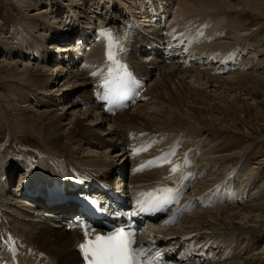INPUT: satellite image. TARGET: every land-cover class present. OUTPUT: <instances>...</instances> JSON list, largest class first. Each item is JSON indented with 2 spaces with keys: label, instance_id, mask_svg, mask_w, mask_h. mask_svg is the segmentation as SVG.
<instances>
[{
  "label": "bare ground",
  "instance_id": "6f19581e",
  "mask_svg": "<svg viewBox=\"0 0 264 264\" xmlns=\"http://www.w3.org/2000/svg\"><path fill=\"white\" fill-rule=\"evenodd\" d=\"M147 1L146 3L141 0V4L135 8L140 10V15L148 13L146 4L154 6L156 0ZM164 1L170 3V0ZM48 2L50 11L43 8L36 12L30 0L21 3L20 10L23 7L24 10L31 11L28 13L27 25L16 21L14 24L15 27H20L23 36L19 38L20 33L14 29L12 35L4 36L6 40L0 39V52H6L5 55L11 56L13 60L3 61L4 57L0 59V89L9 91V94L0 93V106L6 118L4 120L9 130L13 128L21 135L31 131L35 135L34 141L26 136L10 140L15 146L27 144L26 148L32 150L31 156L26 158L27 164L10 159L5 162L6 165L0 166V233L11 228L10 231L14 234L26 239L27 245L33 247L32 251L35 253L28 257L27 252L26 255L15 258L7 253V257H4L5 262L10 257L8 264H79L80 257L76 245L81 239L80 231L52 228L49 220L34 214L31 201L24 200L34 190L44 191L71 184L73 173L81 168L111 178V173L123 172L125 167H129L131 162L129 155H132L135 173L131 171L130 192L136 201L142 200L139 196L152 195L153 190L167 187L172 181H178L176 184L184 183L185 181L179 182L182 181V171L191 174V178L198 175L195 170L200 169L201 173L204 171L206 173L202 181L200 180L201 182L192 188V193L186 197L194 205L191 213L185 214L177 224L174 223L179 218L175 217L173 223L166 222L172 221L168 219L150 226L159 245H165L171 253H178L183 264H251L249 257L235 261L237 254L234 258L231 255L234 261L227 260L230 255H226L225 262L223 259L218 263L215 262L216 259L210 262L209 259L205 261L196 258L192 263H185L181 244L186 238L191 241L190 246L201 238L210 243L205 242L208 243L206 246H213L219 240L230 245L232 238L264 241V200L261 198V201H255V196L263 192L261 188L254 190L250 195L251 203L244 202L242 205L240 200L236 206L225 203L211 207L216 205V200L229 201L232 194H236L238 190L235 191V183L231 181L238 180L242 184L240 174H236L244 167V164L242 166L240 164L245 158L238 164L241 167L230 171V174L235 175L231 178L225 176L223 180L228 182L218 185L217 183L222 181L218 175L223 176L222 171L228 172L226 163L230 164L238 156L230 152L233 147L231 144L219 145L216 142L208 144V139L209 142L216 141L222 130H233L240 113L245 112V118L242 120L248 122L253 116V111L259 108L258 103L249 101L254 102L257 96L264 95V70H260L264 62L262 59L256 61L257 53L263 51L259 49L263 41L257 38L260 30L249 34L251 22L240 24L235 19L227 21V17L239 15L242 18L255 13L264 18V0H176L175 7L178 6L179 9L174 8L168 29L171 40L176 39L179 43L173 51H177L180 57L184 55V60L190 62L189 66L175 60L178 55L173 52L170 55L168 53L165 59L160 57V54L151 57L145 53L143 60H137L138 48L141 46L138 31H142L140 27H145L147 15L143 14L142 20L139 18L138 21L127 25L125 18L129 15L126 12L134 13L133 4L126 7L128 0H105L107 11L98 10L107 16L105 19L107 25L101 29L111 30L113 37L124 48L123 55L130 47L136 49L131 50L125 57L131 61L137 60L133 62L139 73L147 72V75L151 71L149 84L139 99L141 102L137 103L136 107L115 115L103 113L98 105L78 110L77 107H81V104L71 100L76 96L87 98L95 86H102L112 78L93 75L104 69L105 65V41L98 39L101 29L96 30L93 24L99 17L95 14L88 15L85 18L89 21L84 24L80 19L84 16L79 10V2L73 0V5H65L63 0ZM74 5L79 8L73 10ZM124 6L126 8H123ZM164 7L167 9L166 5H162V8ZM62 14L66 19L59 18ZM119 16L124 18L123 25H118ZM3 27L4 21L0 19V30H5ZM197 28L200 32H197L196 36H187L188 32ZM86 32L90 35H85ZM75 33L86 38L89 48L87 55L79 63H76V58L79 57L77 53L71 57V51L63 52L68 49V45L72 46L68 42ZM199 37L206 38L204 46L200 48L209 51L204 57L208 58L210 55L213 60L225 57L223 59L225 63L219 66L222 70L225 67V72L219 69L213 71L201 65L199 68L192 67L197 50L195 48L191 50L188 45L199 40ZM253 42L257 44L254 45ZM248 50L252 51L251 56L248 55L251 52H247ZM245 54L247 57H244L245 60L241 64L240 60L244 59L242 57ZM26 56L31 57L27 60ZM118 58H122V53H119ZM24 60L26 63H21ZM36 63L39 65L35 66ZM150 65L160 69L158 77L153 78L156 68L150 69ZM249 65H252L251 68L254 66L256 71L249 68ZM50 67L54 69L49 71ZM72 67H75L74 70ZM237 69L242 71L239 72ZM104 72L106 73L107 69H104ZM170 83L173 86H170ZM206 90L218 95L207 94ZM242 95L249 98H242ZM64 99L68 101L67 107L52 109ZM150 100L152 101L148 104ZM106 125L109 127L103 128ZM149 141H152L149 152L158 149L156 155L151 158L154 162H162L155 164L159 165V168L144 171L135 163L132 150L136 153L138 149L139 153ZM179 146L184 147V151H178ZM166 147L165 152L159 151ZM116 148L119 150L108 156L107 153ZM124 148L126 150H123ZM180 153L186 155L183 163L176 158ZM16 155L19 156L20 153ZM245 155L241 156L246 157ZM37 161L40 162V166L35 171ZM190 162L193 167L187 169ZM199 162L200 167L194 168L198 166L195 163ZM24 166H30L28 170L32 176L28 175V179L20 178L18 181L14 177L16 172L26 171L23 169ZM174 168L175 171L172 170ZM255 173L254 176L259 175L258 172ZM253 177L244 181L242 186L253 182ZM12 182L19 183L15 185L13 191H8L7 187ZM200 204H205L206 207ZM39 251L45 252L46 257L38 254ZM191 251L196 252L194 248ZM4 254H6L4 243L0 241V255Z\"/></svg>",
  "mask_w": 264,
  "mask_h": 264
},
{
  "label": "rangeland",
  "instance_id": "374dc122",
  "mask_svg": "<svg viewBox=\"0 0 264 264\" xmlns=\"http://www.w3.org/2000/svg\"><path fill=\"white\" fill-rule=\"evenodd\" d=\"M30 1L32 2L31 4L34 5V7L36 9V10H34L35 12L38 11V10H40V9H43V8H45L47 10L49 9L48 5L50 3L48 2V0H43L41 2H39L38 0H30ZM74 1L79 2V7H80L79 10H80V12H83L84 13V14L82 13V16H84V17H81L80 18L81 21L84 22V24H85V22H88L89 21V20L88 21L86 20V18H85L86 16H88V15H94L95 14V16H97V17L99 16L98 21L96 20V21L93 22V24H95V26H96V30L101 29V28H103V27H105L107 25V21L105 20L106 17H107L106 14H103L102 15L99 12H98L99 15L96 14L97 13V9L98 10L99 9L100 10H103L104 12L107 11V7H105V6H107V4L105 3V0H103V1L102 0H86V1L85 0H74ZM128 1L129 2L127 3L126 7H128L129 4H133V11H134V13H130L129 14V13L126 12V14L129 15V16H127V19L125 21L127 25H128V23L129 24L133 23V21H138L139 18H141V20L143 19V17H141L142 15L137 16V14L140 12L139 9H138L139 10L138 13L135 12V10H137L135 8H138V5L141 4V0H136L135 3L132 0H128ZM24 2H27V0H0V19H2L4 21V27L3 28L5 29V30H0V39L6 40L4 36L6 34H8V36L9 35H12V32H13L14 29L20 33L18 35L19 38L23 36V34L21 33L20 27L19 26H16L15 27L14 24L17 22V23H21L23 25H27V23L29 21L28 20V13L30 14L31 11L24 10L25 8H23V7H22V10H20L21 9V6L19 7V5L21 3H24ZM72 2H73V0H63V3L65 5H69V4L70 5H73ZM144 2H146V0H144ZM87 3H89V4H87ZM51 5H54V4H51ZM88 6H90V7H88ZM79 7H77L76 5H74V9L73 10H75L76 8H79ZM126 7L124 6L123 8H126ZM175 9L176 10L179 9L178 6H176ZM48 11H50V9ZM95 11H96V13H94ZM125 11H127V10H125ZM66 12H68V11H66ZM68 14L69 13H67V15ZM62 15H60L59 18H62L63 20L66 19V16L63 15V17H62ZM187 16H189V15H187ZM117 18L119 19L120 16L117 17ZM227 19H228L227 21H230V20L235 19L240 24H243V23L244 24H250V22H251V24L249 25V31H248L249 34L253 33L254 31L256 32V30H258V29L260 30L259 36L257 38H259V39H261L263 41L260 44L261 46L259 48L260 51L261 50H263V51H262V53H257L258 56H256V61H260L262 59L263 60L262 62H264V49H262V48H264V18L263 17H259L255 13H251V14L245 15L242 18L239 15H236V16L229 15L227 17ZM97 23L100 24V25H98ZM122 24H123V22H122ZM118 25H120V24L118 23ZM199 32L200 31H198V33ZM209 32L210 31H208V33ZM242 33H243V35H245L244 32H242ZM213 38H214V36H213ZM12 40L13 41H16L15 39H12ZM23 40H25V38H23ZM205 41H206V38H202L201 39V42H199L200 45L198 46V49H199L200 53L205 51V50L200 49L202 46H204L203 43ZM255 43H254V45L257 44V43L255 44ZM53 44H55V43H53ZM56 44H59V43H56ZM49 45H51V44H49ZM208 48H206V49H208ZM250 49H251V47H250ZM56 50H57V48H56ZM251 50H248L247 52H249ZM205 52H209V51L206 50ZM5 53L6 52H0V59L2 57H4L5 59L3 61H13L12 58H11V56H9V55L7 56V55H5ZM2 54H4L5 56H3ZM248 55L251 56L252 55V51L249 52ZM30 57L31 56H28V57L26 56V59L28 60ZM244 57L246 58L247 55L245 54L242 58H244ZM245 58L242 59V60H240L241 64L244 62ZM31 61L32 62H35V60H31ZM21 63H26V61L24 60ZM31 64L34 65L33 63H31ZM37 65H39V64L36 63L35 66H37ZM198 66L199 67H201V66L202 67H205L203 65H201V66L200 65H194L193 67L197 68ZM251 66L252 65H249V68H251ZM206 67L209 68V65L206 66ZM74 68L75 67H72V70H74ZM77 68L78 67L76 66V69ZM254 68L255 67L253 66V68H251V69L254 70V72H255L256 70ZM51 69H54V68L53 67H50V70L49 71H51ZM157 70H158V72H156ZM260 70L261 71L264 70V65H262V69H260ZM260 70H259V72H261ZM156 71L154 73L153 78L158 77V73H159L160 69L159 68H156ZM241 71H239V72H241ZM216 74H218V73H216ZM223 76H226V75H223ZM171 84L172 83H170V86H173V84L172 85ZM0 90L2 91L3 89H0ZM206 91H207V94H211V95L215 94L213 92H210V90H206ZM0 93H2V94H9V91H7L5 89V91H2ZM215 95H218V94H215ZM242 98H249V96L247 97V96L242 95ZM151 101L152 100H150L148 104H150ZM66 102H68L66 99L62 100L57 105L53 106L52 109L67 107V103ZM249 102L250 103H254V104L258 103V107H259L256 111H253L252 118L249 119L248 122H244L242 120V118H245V115L246 114H245V112L240 113L237 116L238 117V121H237L236 127H234L233 130H230V131H224V130H222V132L220 133V135L217 136L216 141L213 142L211 140L212 142H209L210 140L208 139V144L211 143V145H212L215 142L217 144H219V145H222V144H231V145H233V147H231V151L230 152L231 153L234 152L238 156L236 158V160H234L230 164H227L226 163V167H228V169H227L228 172L227 171H222L221 173H223L224 175L223 176L222 175H218L220 177V179H222V181H220V182L217 183L218 185L220 183H222V184L225 183L226 184L228 181H225L224 182L223 179H225L226 177L231 178L232 175H235V174H230V171L233 170V169H236L240 165L242 166V164H244V167L245 168L240 166L243 171L241 170L240 172H238L236 174V175H239L240 174L241 181L244 182V181H247V179L252 178L254 176V174H256L255 172H258L259 175L258 176H254L253 177V182L248 183L249 185L246 184L247 186L246 185L242 186L243 182L241 184L240 181L238 182V180H236V182L231 181L232 183H235V188H236V190L239 191V193L237 194L238 197H236L237 198V201L235 199L233 201V203H231V204L228 201H226V202H223L221 204H218V205H215V206H211V207H218V206H220L222 204H225V203L226 204H229V205H234L235 204L234 206H236V204L238 205L240 203V200H241V203L240 204H242V205H243L244 202H246L247 204H248V202L251 203L252 197H250V195L252 194V192L254 190L257 191L258 188H261V190H263V192L260 193V194L258 193V195L255 196V198H256L255 201L256 202L257 201H261V198H262V200H264V186L262 185V184H264V161H263L264 160V95L257 96L256 97V101H254V102L252 100H250ZM20 104H22V103H20ZM26 104H28V103H26ZM0 105H1V102H0ZM20 106H22V105H20ZM1 108L2 107L0 106V166L1 165L2 166L6 165L5 162L7 160H10V159H12L13 161H18V162L20 161V162H23V163L25 162V164H27L28 163V160L26 158H28L29 156H31L32 150L31 149H27L26 146H28V145L27 144H24V143L17 144L15 146L14 144H12L10 142V140L13 139V138H16L18 140V139H20V136H21V138H22V136H26L28 138L30 137L34 141L35 140V135L31 131H27V132H25L24 134L21 135L20 132L15 131L13 128H12V130H9V127L6 124V121L4 120L6 118L3 116V112H2L3 109H1ZM35 109H37V108H35ZM77 109L78 110L79 109L80 110H85L86 108L77 107ZM135 109H137V108H135ZM41 110H42V108H41ZM108 127L109 126L106 125L103 128H108ZM160 136H163V135H160ZM205 137H206V135H204V139L207 138V137L206 138ZM208 144H207L206 148H208ZM18 150H19V152H17ZM118 150H119V148L113 149V150L110 151V153H107V154H108V156H109V154L110 155H113ZM187 151H189V150H187ZM17 153H20V155L17 156L16 155ZM243 154L244 155L246 154L245 155L246 157H242L241 155H243ZM25 155H27V156H25ZM77 157H80V156H77ZM243 158H245V161H242L243 163L240 164L241 160H244ZM258 162H260V163H258ZM39 163H40L39 161L36 162V164L34 166V170L35 171H37L38 166H40ZM199 164H200V162H199ZM238 164H240V165H238ZM26 168L28 170L30 168V166H24L23 169L26 170ZM231 172H233V171H231ZM20 173H21V171L16 172V175H15L14 178H16V179H18V178L19 179L20 178L23 179L25 177L22 174L23 173L24 174H28V171L27 172H22L21 174ZM229 174H230V176H229ZM28 175L32 176L30 172H29ZM201 181L199 180L198 183H200ZM231 182H229V183H231ZM14 183H15V185H17L18 182L17 183L16 182H12V183H10V185L11 186L12 185L14 186ZM10 185H8L7 190L8 191H11V190L13 191V188L14 187L13 186L11 187ZM239 187H240V189H242L241 191H240ZM238 191H236V192H238ZM259 196H260V198H259ZM204 207H206V206H204ZM192 210H194V209H189V211L186 210L185 213L182 214L183 217L181 215L179 217V220H177V222L174 223V224H177L178 222H180V219L182 220L184 218L185 214L187 215L188 212L191 213ZM223 241L225 242L224 237H223ZM212 251L219 252L218 255L220 254V256H217V259L215 261V262H218V263L222 259H223L222 261L225 262L224 259H226V257L223 258V256L226 253V255H230V256H228L229 258L227 259L229 261L230 260L232 261L233 258L235 257V255L237 254V257L235 258L236 259L235 261H240V260H242L245 257L246 258L249 257L250 258L249 261H250L251 264H264V241H262V240H258V241L255 240V241H253L251 239H243V238L242 239H237V238H232L230 245L229 244L226 245V242L223 243L221 240H219V241L216 242L215 248ZM208 252H207V254H209ZM228 252H230V253H228ZM231 255L233 256V258H232ZM205 259H206V257L203 258V260H205ZM215 262H213V263H215Z\"/></svg>",
  "mask_w": 264,
  "mask_h": 264
},
{
  "label": "snow or ice",
  "instance_id": "6c2138e0",
  "mask_svg": "<svg viewBox=\"0 0 264 264\" xmlns=\"http://www.w3.org/2000/svg\"><path fill=\"white\" fill-rule=\"evenodd\" d=\"M98 39H104L105 41L104 69H107V72L105 73L104 69H101L99 73H93V75H103L107 79L113 77L115 72L119 74L117 77L119 80V83L116 85L117 89H127L130 83H134V80L131 77V73L127 72V66L118 58L119 53L124 51L123 46L113 37L110 29H101ZM111 83H114V81L109 80L102 85L105 89L104 99L106 100L119 94L118 91L114 92L110 87ZM172 170L175 171L176 169ZM156 191H163L165 195L155 200L149 207H145L143 203H140L137 214L139 212L163 210L164 205L169 202V195L174 190L165 188L157 189ZM175 191L179 192V189ZM89 231L90 229L85 231V241L79 245V250L86 264H155L153 259L143 261L139 259L144 251V245H140L139 247L134 246L136 243L134 232L126 231L124 228H117L107 235H96L93 239H88Z\"/></svg>",
  "mask_w": 264,
  "mask_h": 264
}]
</instances>
